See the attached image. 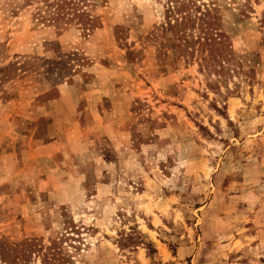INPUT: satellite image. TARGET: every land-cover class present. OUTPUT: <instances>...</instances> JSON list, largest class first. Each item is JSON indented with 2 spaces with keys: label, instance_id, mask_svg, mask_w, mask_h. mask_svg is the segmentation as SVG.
<instances>
[{
  "label": "rangeland",
  "instance_id": "374dc122",
  "mask_svg": "<svg viewBox=\"0 0 264 264\" xmlns=\"http://www.w3.org/2000/svg\"><path fill=\"white\" fill-rule=\"evenodd\" d=\"M163 1L92 0L85 32L0 0V239L66 264H264V0L198 22L244 61L220 90L159 58Z\"/></svg>",
  "mask_w": 264,
  "mask_h": 264
},
{
  "label": "trees",
  "instance_id": "16d2710c",
  "mask_svg": "<svg viewBox=\"0 0 264 264\" xmlns=\"http://www.w3.org/2000/svg\"><path fill=\"white\" fill-rule=\"evenodd\" d=\"M217 1H163L162 21L156 26L153 39L159 58H170L171 55L174 60L197 64L200 72L214 78L209 88L220 90L222 86L229 89L230 80L244 72L245 65L235 55L231 39L225 32L204 30L197 34L200 18L219 11ZM25 3L36 7L38 21L61 28L80 26L85 32L94 29L92 0H25ZM235 86L238 88L237 84ZM54 252L52 247L45 248L38 240L12 243L0 239V264H27L33 255H41L44 264H66V259Z\"/></svg>",
  "mask_w": 264,
  "mask_h": 264
}]
</instances>
